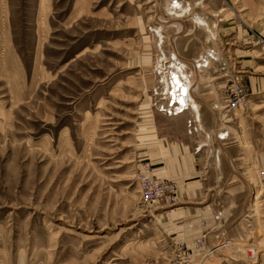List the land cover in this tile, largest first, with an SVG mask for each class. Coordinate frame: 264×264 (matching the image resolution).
<instances>
[{"label":"rangeland","instance_id":"374dc122","mask_svg":"<svg viewBox=\"0 0 264 264\" xmlns=\"http://www.w3.org/2000/svg\"><path fill=\"white\" fill-rule=\"evenodd\" d=\"M173 1L0 0V264H264V0H177L182 28ZM157 42L197 123L161 112ZM213 46L245 95L226 114L192 69ZM142 174L171 192L145 204Z\"/></svg>","mask_w":264,"mask_h":264},{"label":"built area","instance_id":"2783aa9c","mask_svg":"<svg viewBox=\"0 0 264 264\" xmlns=\"http://www.w3.org/2000/svg\"><path fill=\"white\" fill-rule=\"evenodd\" d=\"M178 4H180V2H178L177 0L173 1V3L171 4L172 9L177 10ZM151 30L152 28L150 29V31ZM161 45L162 44H160V42H157L159 54L154 56L155 59L152 64V73L154 77L157 78V83L161 87V112L166 113L170 116H175L183 112L175 110V105L178 104L176 101L168 100L167 95L165 94V90L163 88L164 86L162 85V76L165 74L164 72H167L171 65H174L180 69L182 68V70L186 73H188V71L186 69L185 64L180 61V58L174 52H171L170 54L165 52V54H167L166 56L162 50L163 47ZM192 69L198 72H206L208 70H212V72H214L215 74L220 76V78L226 81L227 89L225 91V98L223 100V104L222 106H214L213 109L221 110L222 112H224V114H226L232 110H235L236 108H240L243 105L245 98L243 86L241 85V83H239L237 79L234 80L229 76V73L227 71V61L223 58L222 54L216 47L213 46L212 48L206 50V52L200 57L193 60ZM192 121L194 122L193 117ZM226 137L227 136L224 134L217 135L219 141L225 140ZM258 177L261 186L264 188V170L259 171ZM138 184L140 199L148 205L158 203L161 198L166 196L167 193L171 192L170 186L162 178L142 174ZM220 216L221 214L219 213L216 216L215 220H218ZM205 243V240H200L198 242V247H203Z\"/></svg>","mask_w":264,"mask_h":264},{"label":"bare ground","instance_id":"6f19581e","mask_svg":"<svg viewBox=\"0 0 264 264\" xmlns=\"http://www.w3.org/2000/svg\"><path fill=\"white\" fill-rule=\"evenodd\" d=\"M182 8H184V6L178 4V11H176L172 9L170 4L167 10L171 16L178 19L181 16H184V12L186 11ZM181 10L183 12H181ZM198 23L200 24L201 20H199ZM164 73L165 74L162 76V82L164 84L165 94L167 95L168 100H174L178 103L175 105V110L179 112L190 111L196 113V116H198V107L196 105V100H194L196 98L195 95L192 94V90L195 88L192 76L184 72L182 68L180 69L174 65H171L167 72ZM194 122H198V120L194 119Z\"/></svg>","mask_w":264,"mask_h":264},{"label":"crops","instance_id":"0c3cea01","mask_svg":"<svg viewBox=\"0 0 264 264\" xmlns=\"http://www.w3.org/2000/svg\"><path fill=\"white\" fill-rule=\"evenodd\" d=\"M182 9H185V8H182ZM181 12H183L182 10H181ZM188 13H190V12H188V11H186V12H184V16H181L180 18H178L177 20H176V22L177 23H179V21H180V25H178V26H182V25H184V21L183 20H181V18H184L185 16H188ZM194 16H196L197 18H195L197 21H199V20H202L203 21V18H201L200 16L198 17L197 15H194ZM182 28V27H181ZM183 30V29H182ZM176 53H177V51H175ZM178 55V54H177ZM179 58H180V61L184 64H187L186 62H185V58H183L181 55L179 56ZM191 64V63H190ZM193 113V112H192ZM197 115L198 116H196V113H193V118L195 119V120H200V113H199V108H197ZM220 135V134H219ZM219 140V139H218ZM205 146H208V144H206V143H204V144H202L200 147H205ZM255 161L256 162H264V152L263 153H260L259 152V154H257L256 155V158H255ZM257 194V193H256ZM257 197H258V194H257ZM256 197V198H257ZM251 217V216H250ZM238 248V247H237Z\"/></svg>","mask_w":264,"mask_h":264}]
</instances>
